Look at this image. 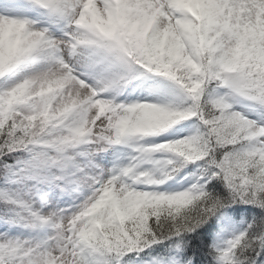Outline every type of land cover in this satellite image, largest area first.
Here are the masks:
<instances>
[{
    "label": "clouds",
    "instance_id": "9594fccd",
    "mask_svg": "<svg viewBox=\"0 0 264 264\" xmlns=\"http://www.w3.org/2000/svg\"><path fill=\"white\" fill-rule=\"evenodd\" d=\"M84 3L88 7L80 9L77 17L83 21L71 29L80 52L87 54L97 46L119 48L126 57L128 78L143 74L141 70L165 78L178 88L181 103L91 100L96 90L64 82L55 65L47 63L23 73L16 83L11 135L16 147L31 145L39 156L49 150L62 156L89 142L92 152L106 149L97 140L131 148L134 154L128 163L114 174L109 169L104 186L62 222L64 228L76 229L81 242L88 236L96 243L123 247L146 238L151 231L149 221L178 217L190 207L189 201H195L198 193L192 186L184 191L151 190L173 180L189 162L202 161L204 167L211 163V153L232 144L239 147L223 157L230 174L239 178L254 166L244 143L252 135V121L240 111H229L228 98L239 102L245 94L264 93V0ZM46 39L45 28L35 27L33 21L23 28L0 25V52L37 44L44 47ZM56 39L68 57L72 41L63 35ZM221 85L229 91L216 95ZM190 118L201 121L204 130L145 143ZM260 132L264 134V129ZM2 255L9 258V264H45L46 259L32 255L18 239L0 245Z\"/></svg>",
    "mask_w": 264,
    "mask_h": 264
},
{
    "label": "snow or ice",
    "instance_id": "6c2138e0",
    "mask_svg": "<svg viewBox=\"0 0 264 264\" xmlns=\"http://www.w3.org/2000/svg\"><path fill=\"white\" fill-rule=\"evenodd\" d=\"M26 4L48 10L50 15L57 16L66 22L68 30L63 33V36L72 41L68 51L70 59L62 52L63 45L58 44L57 39L52 38L49 30L45 28L47 39L44 47L37 44L31 49L17 48L7 53L0 52V57H3L0 79H6L9 73L27 61L41 59L55 65L54 70L64 82L70 85L79 82L81 86L96 90L98 94L92 96L91 100L102 99L99 93L127 82L126 57L122 50L117 47L97 46L84 54L80 52L81 45L75 43V34L71 29L83 21L82 17L79 21L77 17L80 16V9L88 7L84 0H26ZM105 10L110 11L107 7ZM24 11L25 4H22L20 0H0V25L19 24L23 28L30 22L26 16L22 15ZM112 67H119L121 70L109 77L106 73ZM90 79L93 80L92 83H89ZM16 83L5 84L0 90V121L4 122L0 127V182L10 185L31 180L35 182L33 188L36 184L48 183L55 184L65 192L71 185L78 184L89 189L91 194L97 193V190L104 186L110 170L100 168L97 171L98 166L90 158L86 163L79 164L74 161L73 154L66 153L58 156L49 150L46 155L39 156L32 150L31 145L28 148L16 147L15 138L11 135L15 122L13 103ZM242 98L264 110V93L245 94ZM104 107L101 105V111ZM228 110L234 111L231 108ZM249 120L252 121L250 125L252 135L244 143L249 149L248 156L254 166L248 167L239 178H234L223 157L225 153L231 152L239 145L229 144L214 151L209 157L211 163L201 167V174L197 182L192 185L198 193L195 201H189L190 207L178 217H170L160 222L155 219L149 221L151 231L146 238L123 247L96 243L90 241L88 236H85L84 241L81 242L76 237L75 228L63 227V218L72 215L73 211L67 212L60 209L46 215V212L32 207L31 193H26V198H24L15 193L10 195L7 188H4L0 190V206H2L0 207V220L9 225H21L33 230L48 225L53 232L44 238L26 239L0 233V245H6L9 241L17 239L23 241L24 247L32 255L46 258L45 264H129V261L124 260L125 255L134 251L138 254L143 249L163 240L173 241L176 253H181L184 245L183 235L196 232L213 216H216L220 209L237 202L252 204L264 209V162H262L264 134L260 132L264 129V120ZM97 123L99 124L100 121ZM96 142L111 145L110 142L104 140ZM104 150L100 149V151ZM16 153H29V155L25 158ZM75 155L91 157L92 152ZM118 170L119 166L111 168V174ZM214 180L225 183L229 190L227 197H220L208 189V185ZM78 206L79 204L75 208ZM261 224L264 225V220ZM253 227V224H249L247 229L228 241L225 249H217L218 264H264V257L261 255L264 253V230L255 232L251 230ZM201 247V244L194 243L191 249L192 256L196 258L195 264H202ZM192 256H183L179 259L174 257L171 264H194ZM0 264H9V258L6 255L0 256Z\"/></svg>",
    "mask_w": 264,
    "mask_h": 264
},
{
    "label": "rangeland",
    "instance_id": "374dc122",
    "mask_svg": "<svg viewBox=\"0 0 264 264\" xmlns=\"http://www.w3.org/2000/svg\"><path fill=\"white\" fill-rule=\"evenodd\" d=\"M22 4H25V11L22 15L26 16L30 21L35 22V27L37 28H47L52 36V38H59L63 35L65 31L68 30L66 22L57 16L50 15L48 10L43 8L33 7L26 4V0H20ZM47 64L45 60H30L22 65H19L17 69L13 70L8 74L6 79H0V90H2L5 84H14L18 82L20 76L23 73H27L36 69L41 68L43 65ZM81 71L83 69H80ZM121 69L119 67H112L108 70L106 75L111 77L112 74L119 72ZM126 84H120L108 88L106 91L99 93L102 99H114L116 102H162V103H173L174 96L179 95L178 88L170 81L165 78L159 77V86L152 84L149 81L140 78L131 82V77L128 78ZM93 80L90 79L89 83ZM131 84V85H130ZM229 90L221 86L216 90V95H224ZM171 95V96H168ZM168 97V98H167ZM229 103L232 104V110L240 111L248 119L253 121L264 120L261 113L258 112V106H253L252 102L240 97L239 102H234L231 97L228 98ZM189 124H196L199 128V121L197 118H192ZM186 123V124H188ZM188 128V127H187ZM196 128V130H197ZM195 129V128H193ZM194 130V132L196 131ZM192 132V133H194ZM190 132L180 133L175 131V128L168 134L158 135L155 137L147 138L145 143H160L165 139H179L183 136L192 134ZM93 145L91 142L86 144L78 145L74 149H69L68 153L74 155V161L79 164L86 163L89 158L92 162L98 166L96 169L99 171L100 168L104 170L111 169L116 166H123L128 163L133 155V151L126 145H108L104 151L92 152ZM92 152V156L75 155L76 153ZM157 156L164 154H156ZM198 165H193L192 169H183L181 173L176 176L173 180H169L166 184L162 186L155 187L151 190L159 191H184L190 188L194 183L197 182V178L200 173L197 171ZM201 171V169H199ZM34 181L24 180L23 182H16L11 188L10 194H18L21 197H25L26 193L32 194V207L34 209H40L42 212H56L60 209H64L67 212H71L75 209L76 205L83 202V200L91 194L90 190L86 187H82L78 184H73L70 186L67 192L61 191L60 187L55 184L41 183L36 184L35 188L33 185ZM230 221H226L225 225L221 227V231L215 237V247L217 249H225L228 246V241L236 236V233L230 226ZM53 229L44 225L39 229L33 230L25 228L21 225H9L4 221L0 220V233H8L11 237H20L21 239L26 238H44L48 234H51ZM145 264H163L158 260L154 262H147Z\"/></svg>",
    "mask_w": 264,
    "mask_h": 264
},
{
    "label": "trees",
    "instance_id": "16d2710c",
    "mask_svg": "<svg viewBox=\"0 0 264 264\" xmlns=\"http://www.w3.org/2000/svg\"><path fill=\"white\" fill-rule=\"evenodd\" d=\"M144 73L149 78H152L153 74H148L146 72ZM174 101L175 102L171 104H180L181 96H174ZM184 103L187 104L188 101H184ZM258 112L264 117V110L258 108ZM192 120L193 119L190 118L186 121H182L175 127H186L187 131L185 132L192 133L197 128L196 124L195 126L194 124H189V121ZM197 129L204 130V125L201 121H199V128ZM16 155H23L25 158L27 157V154L16 153ZM195 164L198 165L197 171L201 174L199 169H201L202 161H197L194 163L189 162L185 169L190 171ZM13 184L15 183L4 185L3 182H0V190L7 188L10 194ZM208 189L220 197H227L229 195V190L227 189L225 183L220 180L212 181V183L208 185ZM227 219L232 221L230 226L236 235H239L240 232L247 229L249 224L254 225L253 229H251L252 231L259 232L264 230V225L261 224V221L264 220V209L252 204L237 202L220 209L216 216H213L207 224L197 229L196 232L184 234L182 237L184 245L181 253H176L173 241L163 240L160 243L152 244L150 247L143 249L138 254L134 251L125 255L124 260L129 261V264H145L147 262H154L155 260H158L163 264H171L174 257L179 259L183 256H192L191 249L195 243L202 245L200 248V260L202 264H218L216 259L217 248L215 247L214 242L216 235L221 231V227L225 225ZM261 255L264 257V253ZM192 258L195 264V256H192Z\"/></svg>",
    "mask_w": 264,
    "mask_h": 264
}]
</instances>
